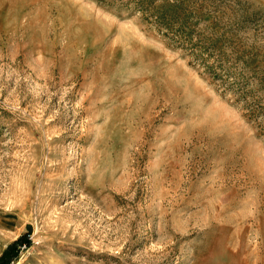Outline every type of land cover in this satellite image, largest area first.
<instances>
[{
  "label": "rangeland",
  "instance_id": "374dc122",
  "mask_svg": "<svg viewBox=\"0 0 264 264\" xmlns=\"http://www.w3.org/2000/svg\"><path fill=\"white\" fill-rule=\"evenodd\" d=\"M139 1L0 0L8 264H264V0Z\"/></svg>",
  "mask_w": 264,
  "mask_h": 264
},
{
  "label": "trees",
  "instance_id": "16d2710c",
  "mask_svg": "<svg viewBox=\"0 0 264 264\" xmlns=\"http://www.w3.org/2000/svg\"><path fill=\"white\" fill-rule=\"evenodd\" d=\"M141 4L142 0L139 1ZM157 20H164V16H157L156 17ZM29 243V239L27 237V235L24 236H20L19 238H17L16 240H14L8 247L7 249L1 254L0 256V264H8L10 262L11 259H13L14 257L17 256L18 251H19V247L23 244H28Z\"/></svg>",
  "mask_w": 264,
  "mask_h": 264
}]
</instances>
